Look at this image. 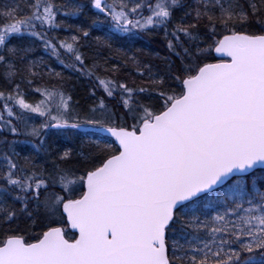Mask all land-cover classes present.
I'll list each match as a JSON object with an SVG mask.
<instances>
[{
    "label": "snow or ice",
    "instance_id": "snow-or-ice-1",
    "mask_svg": "<svg viewBox=\"0 0 264 264\" xmlns=\"http://www.w3.org/2000/svg\"><path fill=\"white\" fill-rule=\"evenodd\" d=\"M115 34L161 36L167 54L101 61ZM52 58L89 82L83 103ZM257 252L264 0L0 3V264H264Z\"/></svg>",
    "mask_w": 264,
    "mask_h": 264
},
{
    "label": "trees",
    "instance_id": "trees-1",
    "mask_svg": "<svg viewBox=\"0 0 264 264\" xmlns=\"http://www.w3.org/2000/svg\"><path fill=\"white\" fill-rule=\"evenodd\" d=\"M4 0H0V3H3ZM83 17L72 18L68 20L69 23L78 24ZM54 35H58L59 37L63 38L65 36L70 35L67 31L60 29L57 30ZM102 33L100 31L94 30L92 32V49L87 50L88 55L91 56L97 50L94 42L95 36H100ZM116 49H119L121 52H127L131 55L133 52H136L138 55L143 54H151V58L155 63H159L160 61L156 58L157 54L160 57H163L167 54L166 48L164 46L163 40L161 36H148L141 34L139 36H129L127 34H115L112 40V50L108 48H100V56L99 59L102 61L106 57H112L113 59L110 61L111 63L117 62L115 57L117 56ZM37 56H43L45 60H48V54L43 51L42 48H39L36 53ZM51 66L55 68L56 71L63 72L66 80L68 81L67 88L69 90V94L72 96V102L75 103L76 101H80L81 103L84 102L85 97V89L89 87V82L85 78H77L75 73L67 69H63L62 66L55 62V59L52 58ZM39 95L35 97V99H39ZM18 150H22L24 153L27 151H31L30 145H21L19 146ZM257 262L264 259V256H261L259 252L255 254Z\"/></svg>",
    "mask_w": 264,
    "mask_h": 264
}]
</instances>
